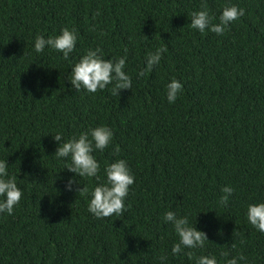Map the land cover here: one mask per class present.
I'll list each match as a JSON object with an SVG mask.
<instances>
[{
    "label": "trees",
    "instance_id": "16d2710c",
    "mask_svg": "<svg viewBox=\"0 0 264 264\" xmlns=\"http://www.w3.org/2000/svg\"><path fill=\"white\" fill-rule=\"evenodd\" d=\"M229 4L245 14L222 35L190 27L191 12L206 6L218 23ZM64 27L78 31L68 60L34 51L37 34ZM97 47L127 57L131 89H71V65ZM157 47L167 49L160 64L137 78ZM173 78L183 89L170 104ZM99 125L114 131L94 152L100 180L77 177L68 191L74 173L52 156V134ZM0 159L24 190L13 214H0V264H195L171 253L167 210L207 233L205 248L185 249L194 257L264 264V232L246 219L247 205L264 201V0H0ZM117 159L135 176L127 210L96 218L77 188L103 182ZM225 185L234 191L222 206Z\"/></svg>",
    "mask_w": 264,
    "mask_h": 264
},
{
    "label": "clouds",
    "instance_id": "9594fccd",
    "mask_svg": "<svg viewBox=\"0 0 264 264\" xmlns=\"http://www.w3.org/2000/svg\"><path fill=\"white\" fill-rule=\"evenodd\" d=\"M245 14V9L236 4L225 6L220 15L219 22L213 23L215 17L210 14L208 8L203 6L198 11L190 13V27L204 33L206 30L222 35L231 22ZM78 31L75 28L64 27L55 36L37 34L33 48L36 53H42L45 48L54 49L62 53L65 60L76 49ZM167 51L164 47H157L146 55V67L140 69L136 76L143 77L146 71H151L161 62L163 54ZM126 56L117 58H105L99 47L85 50L79 60L71 65L68 82L71 89L80 91L82 88L89 93H95L98 89L103 90L111 85L110 91L113 95H119L121 90L131 89L132 76L126 71ZM183 84L178 79H171L166 84V98L168 103H174L178 94L182 92ZM114 131L107 125H99L81 131L77 136L64 139L63 133L57 131L52 134L56 143V149L52 156L58 160H65L66 169L74 173L68 177L65 187L72 191L74 186L80 184L77 177L96 178L100 180V162L96 159L94 152L103 151L112 142ZM119 152V148L116 149ZM70 160V163L68 162ZM105 180L98 182L92 188L87 185L78 187V192L87 194L88 211L96 218H105L112 215L120 216L126 210L130 186L135 182V176L125 159H117L106 163L104 166ZM234 189L230 185L221 188L222 195L218 203L222 206L228 204ZM23 188L17 182V176L10 172L8 160L0 159V214L12 215L15 207L20 203L23 196ZM247 221L258 231L264 232V201L249 203L246 211ZM163 222L171 224L178 237L173 243L171 253L179 255L183 253L189 260L195 259V264H221L216 255L195 256L192 251L203 249L209 240L207 233L197 227V223H190L189 216L178 215L175 210H167L163 214ZM226 255V254H222ZM163 259V257L161 258ZM246 258L238 254L223 261V264H241Z\"/></svg>",
    "mask_w": 264,
    "mask_h": 264
}]
</instances>
